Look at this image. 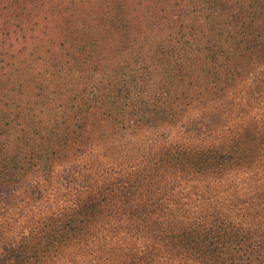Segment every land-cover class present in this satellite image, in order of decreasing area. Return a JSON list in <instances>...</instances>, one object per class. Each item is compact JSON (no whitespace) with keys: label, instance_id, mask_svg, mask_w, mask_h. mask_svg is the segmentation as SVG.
<instances>
[{"label":"trees","instance_id":"1","mask_svg":"<svg viewBox=\"0 0 264 264\" xmlns=\"http://www.w3.org/2000/svg\"><path fill=\"white\" fill-rule=\"evenodd\" d=\"M180 1L0 0V97L13 79L12 96L47 95L49 117L40 138L45 176L19 193L0 190V264L264 263V66L244 74L249 59L264 54V0ZM108 38L128 55L92 88L119 93L125 75L162 82L143 134L123 137L110 122L102 134L107 125L93 118L100 104L83 76L62 85L48 71L55 83L34 85L15 65L34 42L41 66H54L67 48L94 73L105 56L91 57L84 45ZM172 39L183 45L180 59L171 60ZM154 41L166 44L157 49ZM20 124L29 127L27 116ZM80 134L90 141L85 151L70 145H83ZM3 145L10 146L5 133L0 180L36 165L18 163L17 143ZM54 162L60 166L47 174ZM175 243L187 253L170 250ZM247 253L258 262L242 258Z\"/></svg>","mask_w":264,"mask_h":264},{"label":"rangeland","instance_id":"2","mask_svg":"<svg viewBox=\"0 0 264 264\" xmlns=\"http://www.w3.org/2000/svg\"><path fill=\"white\" fill-rule=\"evenodd\" d=\"M180 2V5H182L185 0ZM51 14L53 15V13ZM182 25L183 27H185L186 22H183ZM175 30H177V27L169 32L171 35H174L176 39ZM181 33L186 36L184 29H179V34H177V36H180ZM175 39H172V43L174 48L176 49V53H171V60L175 57H178L180 59V57L183 55L181 53L184 52L183 50H181V48H183V45L178 41L176 43L174 41ZM119 41L120 40L113 41L108 38L102 39L95 44L85 43L83 51H85L91 57L99 58L100 56H105L96 62L94 73H92L93 71L89 70L88 62H85L82 67L79 68V66H81L79 65L80 62L75 63V55L71 53L67 48L63 49V55L60 58H57V56L55 57V59L53 60L54 66H49L48 68H46L45 66H41L38 60L35 61L38 51L34 48H31V50L29 49V47H36V44L34 42H28L26 44V48L22 50L21 53L16 54V59L14 61L15 65L20 70L19 74L23 75V79H28V83L33 82L34 85L37 83L45 85L47 83L52 86L56 81V77L53 76V79L51 81H48V71H52L60 77V80L57 81V84H72L75 79H78L82 76L84 80H90L91 83L87 87V91L92 89L93 95H89V97L91 101H96L100 104L97 113L93 118H101V125H107L105 127H100L102 134H106V129H108V122H110L109 127L111 129L116 130L118 133L123 132V137H126L132 134L134 135L135 133H142L147 130V127H145L143 123L152 114L149 108H151L156 103L155 101L158 98L156 96V82H158L159 84H161L162 82L159 80V77L156 76V74H148L146 76L138 77L133 82H129L127 76L125 75L122 76L118 81V84L120 85L119 93L111 92L108 96H103L97 89L92 88L91 85H93L94 87H98V82L104 80V74L108 73L109 66H111L112 68L117 67L116 64L120 62L123 57L128 55V52L123 51V48H121L119 51L117 50L119 48ZM130 41L131 42L129 43V45L125 43L126 48L133 46V40ZM254 41L263 42L261 41V38H257ZM165 44L166 43H162L161 41H154L150 46L160 49ZM194 44V41H190V47H192ZM39 47L41 49L39 52L42 53V47ZM93 47L95 49L94 54L101 55H92L91 50ZM184 48H186V45ZM253 50L255 49L252 47L248 49L249 55H251ZM27 53H29L30 55L28 58ZM247 65L248 67L246 68L244 74L246 77H249L252 76L253 73L259 68L264 66V54H262L260 58H250ZM242 76L243 74H239V78ZM19 81L21 80L19 79ZM5 84L6 85L3 87L5 89V92H7V95L0 97V137L3 138L5 133L6 136L9 135L10 146L17 143L18 155H16V159L18 157L21 158V161H18L19 164H23L22 160L34 158V162L36 163L35 166H29L26 169H20L18 172H16V174H13L12 176H8L5 173L1 174L2 180H0V190H3L4 192L7 190H11L12 192L19 193L21 191L20 187L22 185H27L30 182L35 183L40 181L41 177L45 176V171L47 170L46 167H41L42 165H45V162H42V158L40 157V155L42 154V144H40V138L42 136V132L44 131L42 127L43 124L45 126V123L49 120V117L46 114L47 109L45 107L47 106V104L44 105V99H47V95H43L42 93L34 89L31 91L30 97L27 100H24V97L12 96L13 90L11 89L13 87V79L11 83L6 82ZM34 88H36V86ZM21 90L26 89L23 88ZM84 95H87L86 91L84 92ZM51 97L53 99V103L57 104L59 102L57 96ZM52 101L49 103H52ZM30 105L32 108L27 112L26 109ZM112 105H118L119 107H121V111L115 110V113H113V111H111L110 109ZM25 116H27L29 121L28 128L20 124V121ZM182 119L184 118H179V120ZM21 123L25 124L26 122L22 121ZM16 124H19L18 129L17 126H15ZM31 133L33 136L31 135ZM80 135L81 138L76 139V141L84 140L83 145H81V143L79 144L78 142H72L70 145H78L80 148H84L82 150L85 151L91 147L89 145L90 141L84 138V134ZM34 139L39 141L38 145H34L29 142L30 140ZM43 145L45 146V143H43ZM10 146L8 145L5 147V145H3L1 147V150H5L6 148L8 149V151H10ZM83 146H87L88 148ZM60 162L62 164L63 161ZM60 162L52 163L48 168L51 169L47 174L55 171L60 166ZM8 164H10L9 161H7V165ZM23 168H25V166ZM170 250H172L173 252L180 251L187 253L186 250H188V248L182 244L175 243L171 245ZM241 256L246 260H253V262H258V258H256L252 254L247 253L242 254ZM192 264L196 263L193 262Z\"/></svg>","mask_w":264,"mask_h":264}]
</instances>
